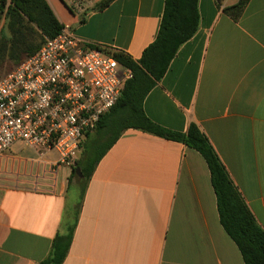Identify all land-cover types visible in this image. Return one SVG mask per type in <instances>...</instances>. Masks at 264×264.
I'll return each mask as SVG.
<instances>
[{
    "label": "crops",
    "instance_id": "obj_1",
    "mask_svg": "<svg viewBox=\"0 0 264 264\" xmlns=\"http://www.w3.org/2000/svg\"><path fill=\"white\" fill-rule=\"evenodd\" d=\"M83 41L135 61L157 38L166 0H88L73 14L46 0ZM240 0H199L200 23L145 98V115L173 132L194 123L264 229V0L239 21ZM70 12H68L67 11ZM83 11V10H82ZM83 13V12H82ZM56 151L23 143L0 157V264H40L76 219L63 264H245L223 228L207 162L186 145L125 131L96 165L83 199Z\"/></svg>",
    "mask_w": 264,
    "mask_h": 264
},
{
    "label": "trees",
    "instance_id": "obj_2",
    "mask_svg": "<svg viewBox=\"0 0 264 264\" xmlns=\"http://www.w3.org/2000/svg\"><path fill=\"white\" fill-rule=\"evenodd\" d=\"M114 1L103 0L92 11H102ZM248 2L249 0H240L236 5L225 8L224 12L233 20L239 21ZM67 6L73 14L79 13L69 4ZM0 13L6 18L8 30V34L2 31L0 37L1 80L15 67L35 55L47 40L57 37L65 26L57 19L46 0H0ZM87 14L88 11H84L81 23L86 21ZM199 23V0H166L157 38L144 51L139 61L124 53H112L118 64L129 70L133 77L125 83L118 104L101 119L96 130L98 133L102 132L107 115L119 109H130L135 112L137 118L134 124L117 134L94 161L90 160L92 150L84 147L91 133L88 134L76 168L72 171L69 185L78 187L82 200L96 165L127 130L141 131L182 143L201 154L207 162L217 196L221 224L239 247L245 264H264V229L233 184L205 134L194 123L189 126L186 133L168 130L151 121L143 109L145 98L166 75L180 48L196 35ZM9 63L14 64L13 68L1 74V70ZM98 141L94 143V147ZM77 169L81 170L82 177L77 173ZM77 216L78 211L74 224L67 228L65 234H59L55 238L49 256L40 264L64 263L72 244Z\"/></svg>",
    "mask_w": 264,
    "mask_h": 264
},
{
    "label": "built area",
    "instance_id": "obj_3",
    "mask_svg": "<svg viewBox=\"0 0 264 264\" xmlns=\"http://www.w3.org/2000/svg\"><path fill=\"white\" fill-rule=\"evenodd\" d=\"M80 3L69 5L79 10ZM114 52L65 27L2 77L0 157L23 143L40 155L58 152L55 170L75 169L88 134L118 104L133 77Z\"/></svg>",
    "mask_w": 264,
    "mask_h": 264
},
{
    "label": "rangeland",
    "instance_id": "obj_4",
    "mask_svg": "<svg viewBox=\"0 0 264 264\" xmlns=\"http://www.w3.org/2000/svg\"><path fill=\"white\" fill-rule=\"evenodd\" d=\"M80 9L78 10L81 12V14L84 13V10L87 6L88 0H80ZM67 5L69 2L73 4V0H66L64 1ZM8 6V5H7ZM68 7V6H67ZM83 10V11H82ZM68 11V9H67ZM69 12V11H68ZM83 12V13H82ZM70 13V12H69ZM7 22L6 18L3 14L0 13V37L2 35V31H5L6 34H8L7 30ZM14 64H6L5 67L1 70V74H5L8 71H10L13 68ZM121 73L123 70L120 71ZM137 118V115L135 112L131 111L130 109H119L115 112H112L107 115L106 122L104 129L102 132H99L96 130L88 137L87 141L85 142L86 148H89L91 152V158L90 160L94 161L102 151H104L107 144L121 131H123L126 127H129L130 125L135 123V120ZM99 134L101 136H99ZM98 143L94 147V143L97 141Z\"/></svg>",
    "mask_w": 264,
    "mask_h": 264
},
{
    "label": "water",
    "instance_id": "obj_5",
    "mask_svg": "<svg viewBox=\"0 0 264 264\" xmlns=\"http://www.w3.org/2000/svg\"><path fill=\"white\" fill-rule=\"evenodd\" d=\"M77 173L79 174L80 177H82L81 170L77 169Z\"/></svg>",
    "mask_w": 264,
    "mask_h": 264
}]
</instances>
